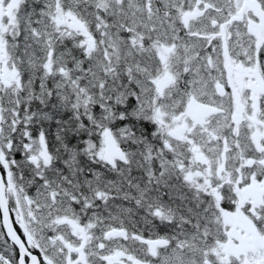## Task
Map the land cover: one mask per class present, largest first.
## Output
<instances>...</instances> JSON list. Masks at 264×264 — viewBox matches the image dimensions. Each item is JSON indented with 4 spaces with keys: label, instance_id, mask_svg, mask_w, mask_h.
I'll return each instance as SVG.
<instances>
[{
    "label": "snow or ice",
    "instance_id": "1",
    "mask_svg": "<svg viewBox=\"0 0 264 264\" xmlns=\"http://www.w3.org/2000/svg\"><path fill=\"white\" fill-rule=\"evenodd\" d=\"M0 264H264V0H0Z\"/></svg>",
    "mask_w": 264,
    "mask_h": 264
}]
</instances>
